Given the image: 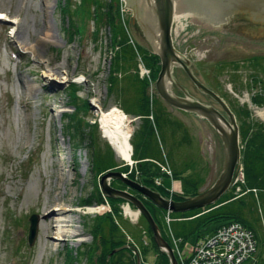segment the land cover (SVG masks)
<instances>
[{"label": "rangeland", "instance_id": "obj_1", "mask_svg": "<svg viewBox=\"0 0 264 264\" xmlns=\"http://www.w3.org/2000/svg\"><path fill=\"white\" fill-rule=\"evenodd\" d=\"M70 2L78 4L80 0ZM67 5L68 0H0V264H98L96 261L104 254L100 243L91 247L90 226L96 216L113 214L112 207L106 200L101 205L87 206L85 202L92 200L96 188L100 191V179L105 173L97 174L93 166L89 139L82 132L69 129V115L74 108L69 104L68 92L73 90L77 97L87 101L85 121L96 124L104 150L109 143L101 132V114L120 107L117 97L108 93L113 50L107 27L96 42L91 36L92 23L81 40L68 35L69 18L62 11ZM124 5L121 0V20L131 42L135 48L153 52L140 18ZM186 29L187 26L180 29V23L174 21L173 42L192 62L195 76L206 86L217 85L219 90L215 93L227 106L235 102L239 108L246 107L252 119L264 124V76L263 83L252 81L254 71L245 64L250 58L264 57V43L236 33L204 32L192 37ZM173 76L191 96L206 103L208 98L183 70L175 68ZM235 76L238 81L233 84ZM173 92L181 96L179 90ZM147 94L183 126L187 135L184 138L182 132L176 133V143L181 145L172 154L176 144L160 131L157 135L161 150L165 155H173L171 162L193 164L195 172L203 178L199 193L209 189L224 162L217 133L204 119L166 105L153 82L149 83ZM254 98L261 100L262 105L256 104ZM128 118L133 135L140 121ZM114 157L117 163L129 166L130 171L136 166L115 154ZM165 169L162 177L155 180V186H162L170 194H182L180 181L172 176L167 165ZM192 172L189 169L184 176ZM135 177L141 180L138 173ZM99 206L106 210H91ZM126 206V203L119 206L123 220L136 227L140 214L130 207L132 215H127ZM32 215L39 216V233L30 247ZM215 227L208 225L200 236H207ZM197 240L198 235L183 243L195 245ZM143 242L147 251L142 261L154 264L158 251L152 248L148 236L143 237ZM183 243L178 251L184 248ZM189 256L185 251V264L192 261Z\"/></svg>", "mask_w": 264, "mask_h": 264}, {"label": "trees", "instance_id": "obj_2", "mask_svg": "<svg viewBox=\"0 0 264 264\" xmlns=\"http://www.w3.org/2000/svg\"><path fill=\"white\" fill-rule=\"evenodd\" d=\"M70 1L68 0L67 7L62 11L69 18L70 29L68 28L67 34L70 33L72 38L79 37L81 40L87 35V27L91 23L94 25V32L91 36L95 42L102 35L103 29L106 27L109 29L113 63L110 69L108 93L117 97L121 111L140 121L139 127L130 139L133 148L132 161L136 164L135 168L130 171L129 166L115 161L114 152L107 143L104 145V150L100 147L96 124H89L85 121L89 107L87 101L77 97L73 90L68 92L70 94L69 104L74 108V112L69 115L71 121L69 129L82 132L86 139H89L93 166L97 174L117 170L126 174L129 179L158 192L163 198L176 202L198 195L203 185V178L195 172L193 164L180 162V160H176V163L171 162L173 155H165L159 146L157 134L160 131L166 133L168 139L171 138L176 144L170 152L172 154L175 147L181 145V143H176V133L182 132L184 138L187 135L182 131L183 126L179 122L173 121L157 101L151 100L147 94L149 81L141 79L136 72L137 58L140 57L145 67L151 72L150 80L155 83L160 72V61L151 50L141 47L134 48L131 45L126 24L121 20L119 9L121 0H110L108 4H105L103 0H80L78 4ZM245 64L254 71L252 81L258 80L263 83L261 77L264 76V57L250 58ZM237 81L235 76L232 83L235 84ZM207 86L214 92L219 90L217 85L209 83ZM254 102L262 105L261 100L258 101L256 98ZM229 108L239 124L243 182L231 188L213 206L183 214L170 213L171 221L167 223V211L159 209L118 181H112L111 186L118 190H128L143 202L157 224L162 238L171 247L170 235L184 242L196 235H198V240H201L200 232L208 225L216 226L209 233L212 235L220 226L236 223L250 230L256 243L257 251L254 260L246 264H264V124L252 119L246 107L239 108L234 102ZM69 134L72 135L70 130ZM166 165L172 176L180 181L182 194H170L162 186H155V180L162 177L164 174L162 169L166 170ZM189 169L193 172L185 177ZM137 173L141 180L136 179ZM237 188L238 193H236ZM93 195L92 200L85 202L87 206L101 205L106 200L113 211V214L96 216L90 226L93 239L91 247H98L100 243L104 253L96 263L138 264L137 257H140L141 264H146L142 261V256L147 251L143 244V237L148 236L152 248L158 251L154 264H170L167 254L156 247L152 232L142 216L139 217L136 227H132L126 220H123L119 207L121 203H125L124 200L105 199L97 188ZM89 256L91 258L92 252Z\"/></svg>", "mask_w": 264, "mask_h": 264}, {"label": "water", "instance_id": "obj_3", "mask_svg": "<svg viewBox=\"0 0 264 264\" xmlns=\"http://www.w3.org/2000/svg\"><path fill=\"white\" fill-rule=\"evenodd\" d=\"M124 3V7L130 8L140 18V25L153 53L159 58L160 72L155 89L160 99L177 111L204 119L217 133L224 150L223 167L215 183L198 195L179 202L163 198L158 192L127 178L119 171H108L100 179L99 186L103 196L108 199L119 198L133 206L147 222L156 247L167 254L170 264H177L172 249L162 238L157 224L143 202L127 191L113 188L110 181L121 182L159 209L174 214L213 206L230 190L241 160L239 127L235 115L217 94L196 78L192 71V62L175 49L171 30L175 16L174 21L180 23V29L187 26V35L192 37L201 36L204 32L236 33L264 43V22L257 21L258 16L264 17V0H124ZM248 13L252 14V17L250 14L247 16ZM175 68H181L197 90L213 100L222 113L193 98L173 76ZM173 86L182 92L183 97L174 94ZM109 145L111 146L110 143ZM111 148L119 158L112 146ZM131 163L133 164L132 161ZM29 222L28 244L31 247L39 233V216L32 215ZM137 261L140 264L139 258Z\"/></svg>", "mask_w": 264, "mask_h": 264}, {"label": "built area", "instance_id": "obj_4", "mask_svg": "<svg viewBox=\"0 0 264 264\" xmlns=\"http://www.w3.org/2000/svg\"><path fill=\"white\" fill-rule=\"evenodd\" d=\"M138 68L141 78L149 79V71L141 61ZM239 176L242 178L240 179ZM238 182H243L242 169L239 170L235 179V183ZM170 221L171 219L167 216V223ZM171 240L173 252L179 264H185L183 259L185 251L193 257L190 264H246L253 262L257 251L252 232L236 223L220 226L215 233L206 236L195 245H190L188 242L183 243L182 240L173 236ZM181 243L185 246L178 251L177 248Z\"/></svg>", "mask_w": 264, "mask_h": 264}, {"label": "bare ground", "instance_id": "obj_5", "mask_svg": "<svg viewBox=\"0 0 264 264\" xmlns=\"http://www.w3.org/2000/svg\"><path fill=\"white\" fill-rule=\"evenodd\" d=\"M179 23L178 21H176ZM128 116L117 107L110 108L107 112L101 114L100 128L104 138L111 144L120 159L127 163L131 162L132 147L130 138L132 130L129 127ZM92 211L102 212L106 207L99 206L91 208ZM127 215H132L131 208L125 207Z\"/></svg>", "mask_w": 264, "mask_h": 264}, {"label": "flooded vegetation", "instance_id": "obj_6", "mask_svg": "<svg viewBox=\"0 0 264 264\" xmlns=\"http://www.w3.org/2000/svg\"><path fill=\"white\" fill-rule=\"evenodd\" d=\"M238 13H241V12H238ZM247 13V12H246ZM249 14L250 13H248V14H246L247 16H249ZM245 15V16H246ZM250 16L252 17V14H250ZM257 21H262V23L264 22V17L263 16H259V18H258V20ZM179 97H183V95L181 94V96L179 95ZM212 100H210V99H207L206 100V103H204L205 105H209V106H213V107H215L214 106V104H212V102H211ZM216 108V107H215ZM216 109H218V108H216ZM219 111H221L220 109H218Z\"/></svg>", "mask_w": 264, "mask_h": 264}]
</instances>
